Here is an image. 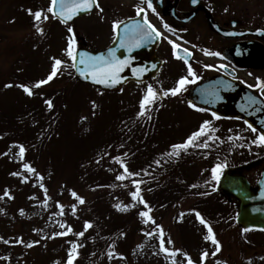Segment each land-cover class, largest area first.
<instances>
[{"label": "rangeland", "instance_id": "374dc122", "mask_svg": "<svg viewBox=\"0 0 264 264\" xmlns=\"http://www.w3.org/2000/svg\"><path fill=\"white\" fill-rule=\"evenodd\" d=\"M38 1L45 4V0ZM219 1L229 6V14L235 16L239 9L247 24H258L264 28V0ZM33 3L34 0H0V197H3L6 189L13 197L0 199V209H3L0 211V237L3 238L0 239V264L62 262L72 240L82 245L75 264H171V259L159 252L158 235H145V231L154 226L142 223L138 211L143 210L144 206L136 204V207H130L126 212L114 207L117 203H134L130 196V192L135 190L132 179L143 181L142 195L152 209L151 215L163 227L165 237H170L174 242L171 245L166 243V246L182 249L199 264L203 250L214 251L211 242L203 239L207 234L206 228L195 219L192 211L201 201L199 194L210 191L217 182L212 178L210 166L213 164V168L217 163H242L248 158L243 156L251 155L250 159L253 158V151L258 150V147L250 144L239 148L240 144H237V149L234 144L231 153L234 152L233 160L237 161H229L231 154L220 158L222 151L218 149L220 144L214 142L215 136L230 121H214L207 111L194 109L186 103L174 107L171 104H179V99L174 101L170 95L157 99L159 102L156 101L154 105H159L155 107L158 110L153 109L146 116H138V100L146 92L147 84L126 86L115 94L104 95L96 89L80 87L73 77L70 78L71 73L69 75V71L62 68L56 80L35 91L33 88L34 94L29 96L17 85H34L38 80L45 79L50 71L48 61L53 57L68 60L63 51L66 45L58 40V37H62L59 27H52L38 54L27 48L29 39L36 35V29L30 21L31 15L27 11ZM41 8L45 9L44 6ZM46 23L50 25L49 20ZM178 76L177 71L172 73L174 79ZM4 80L11 81L13 87H5L10 83H4ZM17 81L19 84L16 85ZM166 82L159 77L150 84L157 92L174 87L172 82L169 84V80ZM46 88H49L47 93H54L51 97L53 108L45 111L46 107L40 101L43 109L41 113L38 104ZM141 92H144L143 95H140ZM32 104L33 110L30 107ZM25 107L33 112L30 116L19 117V112L25 111ZM127 112L133 113L132 118L127 117ZM205 120L210 121L211 128L215 129L209 133L214 137L208 141L210 147H189L181 150L179 156H167L171 160L167 157L156 158V161H160L161 169L157 168L155 160L140 168L147 145L167 153L171 145L183 142ZM48 129L50 134L47 133ZM156 129L160 132L157 137ZM27 132H30L28 138ZM206 139L207 136L201 137L198 143ZM147 140L149 142L146 144ZM153 140L156 145L152 144ZM20 144L26 149L23 160L17 155ZM200 151L204 155H198ZM117 156L121 157L130 171L139 175L124 181L117 180V175L123 172L121 164L113 159ZM176 159H180L179 167L173 161ZM161 160L171 163L166 167ZM24 163L35 168L43 180L27 172L23 168ZM13 172L21 175H11ZM180 174L186 179L184 181L188 188L179 178ZM248 174L252 175L250 172ZM24 176H28L27 182H22ZM41 183L50 197L47 207L42 203L45 191L40 187ZM163 183L166 186L164 198L160 194ZM71 190L84 197L85 203L79 204L72 197ZM174 194L176 196L170 198ZM57 201L64 206L62 216L54 215L59 212ZM217 201L224 213L232 210L223 198ZM74 203L77 204L75 215L71 208ZM20 210H23V214ZM181 213L184 214L182 219ZM85 221L91 222L92 227L84 236H76V232L84 231ZM60 224L71 225L73 229L66 236L71 239L68 243L63 237L48 238L54 232L66 231ZM211 225L222 250L215 256L213 263H209V255L205 264H223L224 261L227 264H249V261L251 264H264V236L243 234L235 225L222 229ZM17 238H22L25 243H14ZM4 240L10 243L6 244ZM32 241L39 243L31 248L26 247ZM138 245L143 247L138 248ZM85 246L88 247L87 251ZM109 246H114L116 251L112 258L107 255L113 250ZM120 254L124 256L123 262L120 261ZM176 259L187 264L186 257L179 253Z\"/></svg>", "mask_w": 264, "mask_h": 264}, {"label": "snow or ice", "instance_id": "6c2138e0", "mask_svg": "<svg viewBox=\"0 0 264 264\" xmlns=\"http://www.w3.org/2000/svg\"><path fill=\"white\" fill-rule=\"evenodd\" d=\"M196 0H193V3H195ZM142 3L146 4L147 9H151L152 12H155V8L153 7L152 0H142ZM99 9L101 12H103V8L99 4L98 0H50V3L46 9L40 8L37 10H33L31 8L27 9L28 14L33 17L34 21V27L36 31L40 34H44V28L42 26L44 21L49 20L50 18H56L59 19L61 23H64L65 25H68L70 21L73 20V18L77 17L81 13L90 12L93 8ZM135 12L137 16H142V22L140 20H133L132 23L129 24H123V21H113L112 22V29L115 33L114 39L119 38V45L120 48H127L129 52H131L133 47H140L143 42L153 40L156 37H160L163 35L162 32H160L154 24L151 23V21L148 19V15L146 12L145 7H143L141 4L134 5ZM121 24H123L124 31L121 34L118 29L120 28ZM164 28L168 29V31H172L171 27L168 24H164ZM67 32L71 34L68 38L67 46L63 50L66 57L68 58V61H65L60 58L53 57V63L51 65V71L47 75L45 79L38 80L34 85H27V84H19L18 87L22 88L23 91L28 94L29 96H32L34 94L33 88H40L42 85H45L53 80L54 77H56L58 74H60L62 68L70 67L71 69H74L77 73H79L80 76L85 77L86 79H91L94 83L100 84V85H107V86H113L117 85L121 82V80L124 79L120 75V73L123 72L125 67H127L130 64L131 57H124L123 59L117 55L116 48L112 47L108 49L107 55L105 54H98L93 55L91 53H88L86 51H79L77 48V42L74 34V29L71 26L67 27ZM172 43L173 46V54L178 59H182L187 64V75L181 76L177 81L174 87L163 90L161 92H157L156 89L153 88L151 84L147 86L146 92L141 97L139 101V109L140 111L137 113L138 116H146L147 113L150 110V106L153 105L157 99L160 96H177L182 91L185 90L186 86L190 83H195L196 80L199 79V76L196 74L195 70L193 69L192 65L188 63V57L192 55V53L184 48L182 51L184 52L183 56H180L177 54V50L181 48L180 45L176 44L174 41H169ZM206 55H214L219 56V52H209L205 50ZM155 67V65H153ZM204 67L206 69L213 68L214 65L211 64H205ZM220 68H224V65H220ZM147 69L142 67H136L132 69V72L136 76L142 75ZM191 77V79H190ZM5 87H13L12 84H6ZM248 87H257L260 89H264V81H261L260 78H257V84L256 85H248ZM261 95H264V92L261 93ZM255 102V99L253 98V103ZM45 104L49 109L53 108V101L51 99L45 100ZM189 106L192 108H197V105L189 102ZM93 107H95V102H93ZM200 111H204V109H199ZM213 117L219 119L217 114L215 112L212 113ZM82 119H85L82 117ZM148 119H151L149 116ZM247 124L248 122L245 121ZM248 128L251 129L253 132H256L257 130L252 127L251 124H248ZM215 129L211 128V122L208 120H205L202 122L200 127L193 131L190 135L187 136V138L181 142L171 145V150L164 155H167L169 157L172 156H179L181 150H187L189 147H203L207 148L210 147L208 141L214 139L212 135H210V132H214ZM207 136V139L203 143H198L201 137ZM215 139H219L218 137H215ZM236 139H240V137H236ZM228 140H233L232 136L228 137ZM253 144L264 146V132H259L256 138L252 141ZM19 152L18 157L23 160L24 154H25V146L20 144L18 145ZM6 154V153H5ZM127 155V154H125ZM102 159V157H101ZM115 161H118L121 164V167L123 168V172L117 175L116 179L120 181H124L126 179L136 177L139 175V173L132 172L128 169L127 165L124 163V161L121 159V157H113ZM155 163L159 164L160 161L157 160ZM226 165L217 163L212 169V178L214 180H219L220 175L223 171V168ZM23 168L29 172L34 174L39 180H43V177L37 172L35 168H33L30 164L24 163ZM11 175L19 176L21 173L13 172ZM28 176H24L22 182H27ZM131 183L135 185V190L130 192V196L132 200L134 201L133 204L128 205L124 204L121 205L117 203L114 205V207L118 211H128L130 207H136V204H141L144 206V209L139 211V216L142 220V223L144 225H153L154 227L150 228L149 230L145 231V235L148 237L157 236L159 237V252L166 255L167 258L171 259V264H182L181 261L177 260V254H181L187 259V264H196L195 261H193L192 257L187 253L184 252L182 249L177 248H169L166 246V243L171 245L174 242L171 240L170 237H165V232L163 227L156 223L155 219L151 215V207L148 205V202L144 199L142 195V189L141 184L143 181L139 179H132ZM40 187L44 189L45 191V199L42 201L43 205L47 207L48 200L50 197L47 196V189L43 185V183L40 184ZM192 187H196L193 185ZM208 193H201V195H207ZM72 197L79 203L84 204L85 199L84 197L80 196L77 192L74 190H71ZM3 197H11L9 191L6 189L3 193ZM3 197H0L2 199ZM57 207L59 208V212L55 213L54 215H64V206L60 204L59 201L56 202ZM72 214L75 215L77 204H72ZM0 211H3V209H0ZM21 214H23V210H20ZM195 213L196 218L199 220L200 224L203 225L206 230L207 234L204 235L203 239L205 241L211 242V244L214 246V251L209 252L207 249L203 250L200 253V260L199 264H205V261L211 255L212 257L217 256L218 253L222 250L221 242L217 239L216 234L213 230L212 225L201 215L199 211H196L195 209L192 210ZM183 213L180 214L181 219L183 218ZM60 227L62 229L66 228V231H59L52 233L51 237L48 238H55V237H64L67 236L69 233L73 232V229L71 225L66 224H60ZM92 227L91 222L85 221L84 222V231L76 232L75 235L78 237H82L85 235V232ZM249 228H244V232H248ZM33 231H39L37 229H33ZM143 231V230H142ZM123 235V233H122ZM0 239H3L0 237ZM4 243H10L8 240H4ZM14 243L16 244H24L22 238L15 239ZM39 241H32L30 243L26 244V247L31 248L35 244H38ZM70 247L67 251V257L64 261V264H75V261L77 260L79 256V248L82 247L81 244L76 243L75 241H69ZM113 250L109 251L107 255L109 258H112L114 255V246H109ZM138 248H142L143 245H138ZM119 255V254H117ZM3 259H8V257H3ZM264 259V258H262ZM53 264H60V261H54ZM220 264V262H218ZM223 264H227L226 261L223 262ZM249 264L251 262L249 261Z\"/></svg>", "mask_w": 264, "mask_h": 264}, {"label": "flooded vegetation", "instance_id": "af4514ba", "mask_svg": "<svg viewBox=\"0 0 264 264\" xmlns=\"http://www.w3.org/2000/svg\"><path fill=\"white\" fill-rule=\"evenodd\" d=\"M98 2L103 8V12L94 7L90 13L75 20V22L79 23L76 28L86 34V37H78L80 47L102 49L108 46L115 35L112 29V22L134 17L141 18L142 16L136 15L134 7V5L141 4L145 7L151 23L163 33L159 37L156 47L155 53L158 58L163 61L170 59L173 47L172 43L169 42L171 40L192 53L188 63L194 67L193 69H195L199 78L205 79L215 75H226L233 80L247 85H256L257 78L264 81V59L262 61H260V58L254 59L255 52L258 55L260 54L262 43L259 39L252 36L239 35V32L246 28L244 15L243 13H239V9H237L235 16L229 14V6L219 0H199L198 3H193V0H152L155 12L147 9L146 4L142 3V0H121L116 2L112 0H98ZM209 13L214 21L230 30V37L223 38L210 29L207 19L209 18ZM165 23L171 27L172 31L164 28ZM246 41L254 48L249 51L248 61L256 63L259 67L243 70V68H239L237 65L243 64L245 58L238 56L236 58L234 52H228L227 48L235 44H243ZM243 48L244 46L240 48L242 56L244 55ZM205 50L213 53L219 52L220 55H206ZM207 57L211 58V65H214L213 68L206 69L204 67L206 64L204 60ZM176 60L179 62L178 67H182L185 63L182 59L177 58ZM220 65H224L225 67L220 68ZM245 71H247V76L243 74ZM249 76L252 79H249ZM251 88L258 94L264 92V89ZM181 93L179 95L183 97L184 94ZM262 163H264V151L261 157L252 163L253 168ZM236 173H239V171L236 170Z\"/></svg>", "mask_w": 264, "mask_h": 264}, {"label": "water", "instance_id": "95a60500", "mask_svg": "<svg viewBox=\"0 0 264 264\" xmlns=\"http://www.w3.org/2000/svg\"><path fill=\"white\" fill-rule=\"evenodd\" d=\"M153 47L149 52L145 62L130 65L125 67L120 75L124 77L123 80L117 85L107 86L94 83L91 79H86L76 73V78L79 80L94 85H99L106 90H115L121 84L129 80H140L146 78V75L153 72V64L149 60L152 57ZM152 60V58H151ZM142 67L147 69L142 75L136 76L133 74L132 69ZM142 77V78H141ZM253 98L255 102L253 103ZM190 100L198 105L211 108L219 114L243 116L245 120L264 132V104L261 100L255 97L250 91L222 80L210 79L196 85L192 88ZM227 176L221 180V187L224 191L231 193L240 200L239 212L237 222L246 228H264V173L262 180L259 183V188L253 194L249 189V185L242 177L235 180L229 179Z\"/></svg>", "mask_w": 264, "mask_h": 264}, {"label": "trees", "instance_id": "16d2710c", "mask_svg": "<svg viewBox=\"0 0 264 264\" xmlns=\"http://www.w3.org/2000/svg\"><path fill=\"white\" fill-rule=\"evenodd\" d=\"M45 95H54V93H45Z\"/></svg>", "mask_w": 264, "mask_h": 264}]
</instances>
